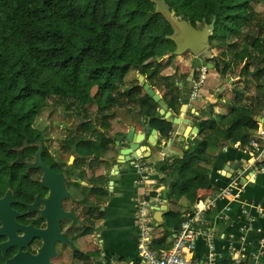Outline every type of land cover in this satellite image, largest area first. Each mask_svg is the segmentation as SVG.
<instances>
[{
    "label": "trees",
    "instance_id": "trees-1",
    "mask_svg": "<svg viewBox=\"0 0 264 264\" xmlns=\"http://www.w3.org/2000/svg\"><path fill=\"white\" fill-rule=\"evenodd\" d=\"M258 1L0 0V184L16 182L13 177L23 173L17 161L34 155L38 143L43 145L42 157L55 155L62 171L70 168L73 152L82 156L75 160L78 168L86 165L84 155L100 163L111 143L108 118L120 124L132 121L122 110L126 103L136 104L150 118L149 126L170 139L171 119L158 115V103L128 72L158 58L166 57L162 62L167 65L175 57L168 20L173 14L194 27L210 26L209 48L219 50L214 63L222 82L239 70L233 82L237 95L227 102V113L212 116L213 104L206 102L187 149L165 158L167 192L161 198L170 207L161 225L172 227L171 205L183 198L192 204L195 188L210 187L206 148L247 147L258 128L255 119L264 110V19L252 7ZM158 72L153 68L150 76ZM160 77L167 88L162 101L177 111L181 90L172 76ZM72 105L77 112L71 111ZM91 105L92 119L86 115ZM72 128L81 129L78 137L66 136ZM73 178L70 172L68 189L77 200L84 199V187Z\"/></svg>",
    "mask_w": 264,
    "mask_h": 264
},
{
    "label": "crops",
    "instance_id": "crops-1",
    "mask_svg": "<svg viewBox=\"0 0 264 264\" xmlns=\"http://www.w3.org/2000/svg\"><path fill=\"white\" fill-rule=\"evenodd\" d=\"M203 55L206 56L204 53ZM206 58L209 62L213 61V55ZM164 59L166 57L158 58L157 61ZM172 60L176 67L166 65L168 71L164 73L158 72L150 76L153 68L147 65L141 69L143 81L159 94L160 100H163L167 89L160 77L163 75L172 76V82L181 90V98L189 99L188 104L184 106L179 100L177 111L168 108L165 102L164 107H157L158 115L170 118L173 123L171 138L164 139L159 131L150 127V118L141 115L139 108L133 103H126L122 107V110L132 117L129 124H120L113 117L108 118L110 128L106 132L111 140L108 150L102 154L100 163L90 161L86 162L85 167H81L85 173H88L86 167H92L95 179L104 178L108 197L104 205L105 215L103 219L94 217L92 236L79 238L77 245L87 246L92 250V264H142L134 223L137 198H150L153 219L150 247L156 253L170 249L181 219L195 205L202 206L211 201L212 206L204 212L200 220V235L187 256L194 260H206L210 255L213 264H232L235 258L240 259V264H264V147L258 153L257 162L253 163L247 147L238 144L208 146L206 152L210 161L204 166L209 170L210 187L195 188L193 192L197 200L192 204L183 198L171 205L175 212L172 227L162 228L165 211L161 215V223L154 220L160 207H170L161 198L163 191L167 192L163 181V173L166 171L165 158L181 156L187 149L189 140L197 133L196 122L206 102L213 104L212 116L222 115L228 111L227 102L237 95L233 89V80L222 82L219 78V68L213 63L214 69L208 70L204 84L200 87L199 97L197 95L196 99H190L191 84L195 80L194 71L199 74L200 70H192V57L187 53L175 56ZM134 73L138 81V72ZM128 76H131L130 72ZM234 79L237 81L238 77ZM160 110L163 111L162 114ZM255 122L258 127L264 124V110ZM99 130L104 132L100 128ZM154 130L156 136L153 134ZM129 132L133 133L132 141L139 142L138 150L141 152L140 156H135L134 161L127 160L130 158L128 154L123 158L117 157L120 147H129ZM152 139L156 140V144L151 142ZM132 155H138V151ZM135 162L146 165L145 175L142 176L135 170ZM107 164H110V167L106 170ZM226 189H229L227 195L216 197ZM257 228H260L261 232H257ZM166 232L168 235L164 236ZM61 261L66 263L64 257Z\"/></svg>",
    "mask_w": 264,
    "mask_h": 264
},
{
    "label": "flooded vegetation",
    "instance_id": "flooded-vegetation-1",
    "mask_svg": "<svg viewBox=\"0 0 264 264\" xmlns=\"http://www.w3.org/2000/svg\"><path fill=\"white\" fill-rule=\"evenodd\" d=\"M194 74L193 78L197 79L199 74L195 71ZM68 131V138H76L81 129ZM34 146L38 147L34 155L17 161L23 173L13 177L16 182L0 184V264H35L39 259L41 264H92V250L79 247L77 240L92 236L94 217L104 218L108 197L101 192H106L105 182L100 177L94 178L92 167H86L88 173L78 168L76 152L71 155L72 161L68 160V171H62L55 155L42 157L43 145ZM88 156H83L87 163L92 160ZM46 168L50 169L49 174ZM70 172L74 173L73 181L84 187V199L77 200L68 189ZM60 173L65 175V188L71 197L64 196L59 204ZM63 213L65 218L60 219ZM62 238L65 244L61 243ZM62 257L66 263H62Z\"/></svg>",
    "mask_w": 264,
    "mask_h": 264
},
{
    "label": "built area",
    "instance_id": "built-area-1",
    "mask_svg": "<svg viewBox=\"0 0 264 264\" xmlns=\"http://www.w3.org/2000/svg\"><path fill=\"white\" fill-rule=\"evenodd\" d=\"M199 70L198 78L192 81L191 84V91L189 94L190 99L197 98L198 91L206 79L208 69L202 67ZM263 147L264 124L257 128L255 134L248 142L247 148L250 152L253 163L257 162L258 153ZM134 168L142 176L147 172V167L142 162H135ZM228 192L229 189L223 190L217 194L216 197L221 198L222 196L227 195ZM212 204L213 202L209 201L202 204V206L199 204L195 205L191 211L181 219L170 249L165 252L156 253L150 247L151 232L153 231L150 198L148 196H140L137 198L134 223L138 234V254L141 258L142 264H213L210 255L206 260H194L187 256V253L191 252L194 248L195 241L200 235V220L203 217L204 212L207 211ZM256 231L261 232V229L257 228ZM240 263V259L235 258L232 264Z\"/></svg>",
    "mask_w": 264,
    "mask_h": 264
},
{
    "label": "water",
    "instance_id": "water-1",
    "mask_svg": "<svg viewBox=\"0 0 264 264\" xmlns=\"http://www.w3.org/2000/svg\"><path fill=\"white\" fill-rule=\"evenodd\" d=\"M172 29L174 30V33L176 34V36H171L170 39L174 42L175 45V49L172 51V55L174 56H179L181 54L184 53H188L191 57H192V70H199L202 67H206L208 70H212L214 69V64L209 62L206 58V56L203 55L204 53V45L205 43L208 44V37L210 35V31H209V27L207 25L204 26L203 29H197L194 26H192V24L189 21L186 20H181V19H176L173 14H171L168 18ZM137 72H138V81L139 84L142 85L144 92L149 95L154 101H156L158 103V105H164V102L162 100H160V96L159 94H157L156 92H154V90L152 88L149 87V85L147 83H145L143 81V76H142V71L140 68H137ZM180 102L184 105H187L189 102L188 98H181ZM182 109V108H181ZM161 114L163 113L162 110H160ZM145 119H147V117H145ZM154 135L156 136V131H153ZM131 135V137H130ZM132 135L133 133L129 132L128 133V142L129 147L128 148H123L120 147V149H118L117 153L118 156L117 157H124L125 155H129V159L127 160H131L134 161L135 156H140V151L138 150V143L139 142H133L132 141ZM156 140L152 139L151 142L153 144L155 143ZM120 142V141H119ZM119 142L116 143V145H119ZM138 151V155H132L133 152ZM82 156L79 155L78 158H81ZM88 158H91V156H88ZM73 157L71 156L69 161H72ZM116 167V166H113ZM46 171L48 172V174L51 172L49 168H46ZM58 177L60 178V180L62 181V185H61V196H58V203L60 204L61 200L64 198V196H68L71 197V194L67 192L66 188H65V175L64 173H60L58 174ZM82 184V183H81ZM166 195V191H163L162 196L165 197ZM0 201V205H1ZM49 202V201H48ZM47 202V203H48ZM167 207L165 205H163L162 207H160L159 210L156 211L158 216L154 217V220L157 223H161L162 218L161 215L164 211H166ZM64 215H62V218L60 219H64L65 217V213H63ZM65 239L62 238L61 243L65 244ZM47 253V252H46ZM42 259H39L35 262V264H41Z\"/></svg>",
    "mask_w": 264,
    "mask_h": 264
},
{
    "label": "rangeland",
    "instance_id": "rangeland-1",
    "mask_svg": "<svg viewBox=\"0 0 264 264\" xmlns=\"http://www.w3.org/2000/svg\"><path fill=\"white\" fill-rule=\"evenodd\" d=\"M253 9L256 11V12H258V14L260 15V18H262V19H264V1L263 0H261V1H258L257 3H253ZM177 19V18H176ZM204 26L203 25H200V24H198L197 25V28L198 29H200V28H203ZM209 27V31L211 32V28H210V26H208ZM208 45V49H206V50H204V54L206 55V56H211V55H213V61L211 60L210 62L211 63H214V62H216L217 61V59H218V54H219V50H217V49H210L209 47V43L207 44ZM244 54V53H243ZM164 60H166V59H164ZM157 59L156 60H152L151 62H149V63H147L148 64V66H150L151 68H158V70H159V72H161V73H164V72H167L168 70L166 69V64H165V62H159V64H157ZM167 65L168 66H171V67H176L175 65H174V62H173V60H169L168 62H167ZM166 69V70H165ZM238 68H235L232 72H229L228 74H227V76L225 77V80L227 81V82H230V79H232L233 81L232 82H235V77L237 76V74H238ZM129 72L131 73V77H133L134 75H135V73H134V70L133 69H130L129 70ZM229 75V76H228ZM232 82H231V84L230 85H232ZM92 93H94V90H92ZM49 100L51 101V102H56L57 104H59V100L58 99H56V101H54L53 100V98H49ZM71 111L72 112H77L78 111V108H77V106L76 105H72V107H71ZM86 115H87V117L88 118H91L92 119V117H93V115H94V113H95V106L94 105H91V106H88V107H86Z\"/></svg>",
    "mask_w": 264,
    "mask_h": 264
},
{
    "label": "bare ground",
    "instance_id": "bare-ground-1",
    "mask_svg": "<svg viewBox=\"0 0 264 264\" xmlns=\"http://www.w3.org/2000/svg\"><path fill=\"white\" fill-rule=\"evenodd\" d=\"M206 49H208L207 43H205V45H204V50H206Z\"/></svg>",
    "mask_w": 264,
    "mask_h": 264
}]
</instances>
